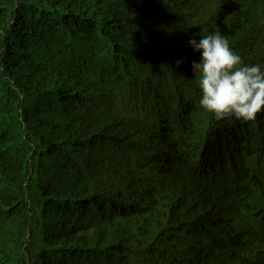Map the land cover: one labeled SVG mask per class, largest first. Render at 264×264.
Here are the masks:
<instances>
[{"label":"trees","instance_id":"obj_1","mask_svg":"<svg viewBox=\"0 0 264 264\" xmlns=\"http://www.w3.org/2000/svg\"><path fill=\"white\" fill-rule=\"evenodd\" d=\"M212 31L264 64V0H0V264H264V114L192 97Z\"/></svg>","mask_w":264,"mask_h":264},{"label":"clouds","instance_id":"obj_2","mask_svg":"<svg viewBox=\"0 0 264 264\" xmlns=\"http://www.w3.org/2000/svg\"><path fill=\"white\" fill-rule=\"evenodd\" d=\"M199 36V40L188 41L200 57L192 62L199 89L192 97L216 120L234 117L233 120L252 121L264 114V64L244 63L219 31ZM182 62L177 60L176 64ZM159 100H152L144 129L149 130L151 121L164 110V103L157 104Z\"/></svg>","mask_w":264,"mask_h":264}]
</instances>
